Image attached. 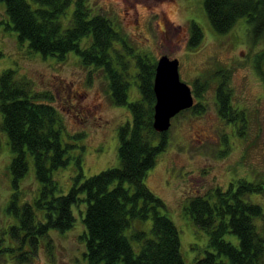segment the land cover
Instances as JSON below:
<instances>
[{
    "label": "rangeland",
    "instance_id": "374dc122",
    "mask_svg": "<svg viewBox=\"0 0 264 264\" xmlns=\"http://www.w3.org/2000/svg\"><path fill=\"white\" fill-rule=\"evenodd\" d=\"M85 6L91 14L100 13L111 21L134 56H147L151 61L162 55L177 58L180 79L191 88L194 102L199 99L204 107L201 114L185 109L171 119L165 149L144 178L147 187L163 201L160 212L177 228L184 263L195 264L210 249L206 231L195 224L187 210L190 201L216 188L225 191L239 179L264 186V62L263 74L256 69V60L264 53V39L254 42L246 17L238 18L227 33L215 32L202 0H86ZM0 21V73L11 68L18 77H25L31 90L40 94L39 101L56 108L63 124L67 162L53 171L59 185L56 194L67 193L79 174L82 181L107 168L119 167L118 129L131 119L128 103L140 98L136 81L131 78L128 103L115 105L102 69L84 66L74 51L58 60L31 50L27 42L18 43L4 2H0ZM192 22L202 31L199 45L193 48L189 47ZM87 42L89 39L84 38L80 45ZM114 47L119 48L120 42L116 41ZM219 69L231 70L227 81L231 104L235 112L243 111L242 116L237 112L228 117L219 113L216 76L211 75ZM207 75L213 79L197 98L193 93L195 80ZM0 143V239L13 249L0 255V264H84V205L73 207L75 222L69 231H50L20 246L21 234L10 231L18 220L6 213L13 192L9 165L14 155L2 131ZM28 160L27 173L19 182V203L33 202L41 187L34 164L31 158ZM244 199L259 204L264 213V191L249 193ZM37 214L42 220V211L37 210ZM254 223L264 235V217L255 218ZM150 225L151 219L133 221L129 230H148ZM224 238L238 244L233 233H226ZM131 242L137 250L136 243ZM22 253L27 260H20ZM220 259L229 264L225 256Z\"/></svg>",
    "mask_w": 264,
    "mask_h": 264
},
{
    "label": "trees",
    "instance_id": "16d2710c",
    "mask_svg": "<svg viewBox=\"0 0 264 264\" xmlns=\"http://www.w3.org/2000/svg\"><path fill=\"white\" fill-rule=\"evenodd\" d=\"M31 1L36 7L28 0H0L5 4L18 43L27 42L31 50L58 60L74 51L84 66L93 65L105 72L109 96L115 105L128 103L131 78L137 83L140 98L128 103L131 119L118 129L120 166L82 181L79 174L67 193L56 194L59 185L53 171L67 162L61 118L54 106L39 101L40 94L31 90L29 81L18 77L16 70L8 68L0 73V131L7 135L14 155L9 165L13 192L6 213L14 216L18 224L10 226V231L21 234L20 246L26 240L45 237L50 231L64 233L74 226L73 207L84 205L81 236L84 264H185L176 226L160 212L163 201L144 183L156 156L165 149L167 136V131L157 132L152 126L156 61L143 55L134 56L107 17L90 13L86 0ZM202 3L215 32L227 33L238 18L246 17L254 42L264 39V0H202ZM201 37L199 25L192 22L189 47L198 46ZM84 38L89 42L81 46ZM116 41L120 42L119 48L114 47ZM263 62L264 53L256 60L260 74ZM230 72L219 69L211 74L217 81V108L226 117L235 112L227 84ZM211 79L207 75L195 80V97L201 96ZM198 100L186 110L201 114L204 107ZM28 158L34 164L41 187L33 202L19 203V182L27 173ZM214 190L192 199L187 209L195 224L208 235L210 250L196 259L195 264H225L220 259L222 255L229 264H264V235L254 223L264 213L259 204L244 199L249 193H262L263 184L239 179L225 191ZM37 210L42 211V220ZM147 219H151L148 230H129L133 221L141 223ZM228 232L238 237L237 245L224 238ZM131 241L136 243L137 250ZM12 250L0 239V255ZM27 259L26 253H22L20 260Z\"/></svg>",
    "mask_w": 264,
    "mask_h": 264
},
{
    "label": "water",
    "instance_id": "95a60500",
    "mask_svg": "<svg viewBox=\"0 0 264 264\" xmlns=\"http://www.w3.org/2000/svg\"><path fill=\"white\" fill-rule=\"evenodd\" d=\"M178 67L179 60L167 55L160 56L155 63L152 126L157 132L167 131L171 119L194 104L191 88L180 79Z\"/></svg>",
    "mask_w": 264,
    "mask_h": 264
},
{
    "label": "flooded vegetation",
    "instance_id": "af4514ba",
    "mask_svg": "<svg viewBox=\"0 0 264 264\" xmlns=\"http://www.w3.org/2000/svg\"><path fill=\"white\" fill-rule=\"evenodd\" d=\"M196 191H197V188H196ZM196 197H199V195H198V196L196 195L194 198H196ZM200 197H201V196H200Z\"/></svg>",
    "mask_w": 264,
    "mask_h": 264
}]
</instances>
